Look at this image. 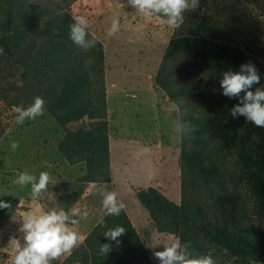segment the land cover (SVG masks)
I'll list each match as a JSON object with an SVG mask.
<instances>
[{
    "label": "trees",
    "instance_id": "obj_1",
    "mask_svg": "<svg viewBox=\"0 0 264 264\" xmlns=\"http://www.w3.org/2000/svg\"><path fill=\"white\" fill-rule=\"evenodd\" d=\"M256 1L260 0H199L196 10L184 13V23L174 29L154 76L155 86L178 107L176 118L181 133L186 121L196 128L189 135H180L181 202L175 204L154 187L135 190L158 232L173 234L184 243L189 242L187 232L193 231L241 264L264 263V238L253 239L235 225L196 222L197 205H192L189 195L200 173L212 177L206 182L223 186L217 184L222 169L216 166L210 150L222 145L237 156L246 188L264 205V151L253 147L256 141L251 137L252 123L243 116L231 115L239 99L224 96L220 86L224 72L239 71L241 65L252 63L260 82L250 90L264 88V67L257 61L261 51L254 50L251 39L253 29L259 26L252 10ZM71 23L72 16L64 7L35 9L20 0H0V57L22 66L25 76L35 79V97L45 100L49 114L65 129L58 151L71 165L85 164V173L78 178L82 193L88 183L112 180L105 52L97 38L95 47L88 51L76 46L69 39ZM84 119L88 120L86 124L74 130L66 128ZM223 196L228 195L224 192ZM0 200L12 205L13 197ZM7 210L0 209V220ZM117 226L126 230L118 238V245L104 236ZM109 243L112 250L101 257V244ZM60 264L154 263L123 209L119 216L106 214L86 235L84 243Z\"/></svg>",
    "mask_w": 264,
    "mask_h": 264
},
{
    "label": "rangeland",
    "instance_id": "obj_2",
    "mask_svg": "<svg viewBox=\"0 0 264 264\" xmlns=\"http://www.w3.org/2000/svg\"><path fill=\"white\" fill-rule=\"evenodd\" d=\"M20 1L35 9L42 6L64 7L72 17L84 15L89 19L88 31L102 42L105 52V77L108 83L106 84L105 80V91L106 102L107 95L111 102L110 113L108 105L107 111L109 134L112 139L119 138L120 143L125 144L127 148L140 150L142 146L144 149H154L152 142L157 144L159 141L153 139L156 137L154 135L159 138H170L168 141L160 140L163 144L171 143L175 151L173 155H176L179 164L180 124L176 116L175 118L172 116L174 124L171 122V127H169L170 123L164 126L162 123V129L169 130L167 135L163 133L158 135L159 116L155 108L158 104L152 99L155 95L158 98L160 93V89L155 86L154 76L174 32V29L165 23V18L156 16L151 19L145 18L129 6L127 0ZM252 10L256 21H259V26L255 25L258 27L253 29L254 37L251 36V39L255 43L254 50L259 48L261 51V54L257 55V61L261 67H264V0L256 1L252 5ZM113 18L119 19L120 31L115 36H108L107 31ZM35 86V79L32 75L25 76V69L22 66L0 57V131L2 132L0 197L8 195L13 197L11 208L0 220V264H12L15 239L23 243V234L19 231L23 213L38 207L44 210L52 208L70 210L75 207L87 186L84 185L81 193L78 178L85 173V164L80 162L71 165L58 151V144L64 136L65 129L58 125L46 107L44 114L35 120H26L23 125L16 123V113L13 108L21 105L26 108L32 104L35 98ZM163 94L166 96L164 92ZM134 95L136 100L133 99ZM144 99L149 102L145 103ZM122 108L124 111L121 110ZM87 122L88 120L84 119L70 123L66 128L74 130ZM235 127L239 128L237 124ZM145 128L149 129L153 141H149L150 138L142 139ZM250 131L252 139L256 141L253 147L257 151H264V127L252 123ZM12 142L19 144L15 151L11 149ZM210 150L216 158V166L222 169V175L219 174L217 177V184L223 186L218 187L216 184L206 182L205 179L212 177L200 173L199 180L194 190L192 189V196L189 195L190 200H193L192 205H197L196 222H211L220 226L235 225L253 239L264 238V205L258 203L246 188L244 170L237 156L222 145ZM117 151H121V146H117ZM44 161L50 162L53 167L47 168L43 164ZM206 164L208 165V162ZM211 166L209 164V167ZM25 170L37 176L41 171L50 172L54 183L49 184L43 198L33 199L30 185L22 188L16 183L18 175ZM224 192L228 195L227 198L223 196ZM91 205L93 208L89 205L88 209H92V214L96 213L94 216L96 219L101 210L94 209L96 203ZM187 234L194 254L211 255L216 264H241L230 258L225 250L207 243L195 232L188 231ZM175 238H177L175 235L167 233L158 240L152 235L140 239L152 262L159 264L153 252L162 251L163 245ZM67 256L66 254L52 261L51 264H60Z\"/></svg>",
    "mask_w": 264,
    "mask_h": 264
},
{
    "label": "clouds",
    "instance_id": "obj_3",
    "mask_svg": "<svg viewBox=\"0 0 264 264\" xmlns=\"http://www.w3.org/2000/svg\"><path fill=\"white\" fill-rule=\"evenodd\" d=\"M127 4L145 18L163 17L168 27L177 29L184 23V13L199 7V0H127ZM72 20L73 23L69 25V39L81 50L88 51L94 48L97 39L94 35L89 38V19L84 15H75ZM119 31L120 21L113 18L107 35L115 36ZM0 54H3V49H0ZM259 82L257 68L254 64L247 63L241 65L239 71L224 72L220 86L224 96L239 99V103L231 109L234 118L243 116L256 126L264 127V88L250 90ZM44 109L45 100L40 96L35 97L33 103L26 108L22 105L16 106L13 108L16 123L23 125L26 120H35L44 114ZM195 131V126L186 121L181 134L189 135ZM18 147V142H12L13 151ZM43 164L49 169L53 167L48 161H44ZM16 183L22 188L30 185L31 196L36 199L43 198L49 184L54 182L49 171H41L37 176L25 170L18 175ZM102 206L110 216H119L125 208V204L118 199V193L115 191L103 193ZM9 208L10 203L0 200V209ZM79 216L81 213L76 207L67 211L63 208L44 210L38 207L23 213L19 229L23 234V243L15 239L12 264H51L66 254L70 255L74 248L84 243L85 239L76 230ZM125 231L123 226H117L107 230L104 236L118 245L120 243L118 238ZM111 250L112 244H101L98 254L104 257ZM153 255L159 260V264H216L211 255L194 254L191 243H182L178 237L163 245L162 251H154Z\"/></svg>",
    "mask_w": 264,
    "mask_h": 264
},
{
    "label": "crops",
    "instance_id": "obj_4",
    "mask_svg": "<svg viewBox=\"0 0 264 264\" xmlns=\"http://www.w3.org/2000/svg\"><path fill=\"white\" fill-rule=\"evenodd\" d=\"M106 84H108L107 80ZM163 95V91L160 90L158 98H156V95V100L152 98L158 104V107H155L159 116V121L157 122L158 135L160 133V135L162 133L167 135L169 130H163L162 123L163 126L170 123L169 127H171V124H174L172 116L175 118L178 112L176 104ZM133 99L136 100V95H134ZM144 100L145 103L149 102L146 99ZM107 102L110 113L109 106L111 102L108 95ZM121 110L124 111V108ZM148 130V128H145V135L142 139L146 140L150 138ZM127 133L129 134V132ZM154 136L156 137L153 139H157V141L159 139L158 143L155 144L153 139L150 138L149 141H153L152 147L154 149H144V146H142L143 148L140 150H135L129 149L125 144L120 143L119 138L114 137L112 139L109 134V158L112 180L109 183H88L81 194V198L75 204V207L81 213V216L77 217L79 223L76 226V230L81 235L86 237L93 227L107 214L102 206V199L103 193L108 191L118 193V199L125 204L124 211L140 238L152 235L155 240H158L164 234H167L158 232L148 211L138 201L135 192L136 189L154 187L175 204H180L181 202L180 168L176 155H173L175 151L171 143L166 144L164 142L163 144L161 141H168L170 138ZM117 146H121V151H117ZM153 157L155 158L153 159ZM92 203H96L94 209L101 210L96 219L94 218L96 213L92 214V209H88L89 205L93 208Z\"/></svg>",
    "mask_w": 264,
    "mask_h": 264
}]
</instances>
